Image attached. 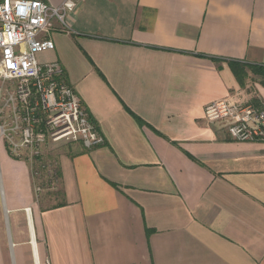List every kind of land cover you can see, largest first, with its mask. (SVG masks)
Returning a JSON list of instances; mask_svg holds the SVG:
<instances>
[{"label": "crops", "instance_id": "0c3cea01", "mask_svg": "<svg viewBox=\"0 0 264 264\" xmlns=\"http://www.w3.org/2000/svg\"><path fill=\"white\" fill-rule=\"evenodd\" d=\"M66 21L38 60L105 143L61 157L54 207L0 134V264H264V141L204 118L258 98L200 55L264 65V0H84Z\"/></svg>", "mask_w": 264, "mask_h": 264}, {"label": "built area", "instance_id": "2783aa9c", "mask_svg": "<svg viewBox=\"0 0 264 264\" xmlns=\"http://www.w3.org/2000/svg\"><path fill=\"white\" fill-rule=\"evenodd\" d=\"M78 1L84 0H65L61 5L0 1V134L12 153L29 162L41 157L48 141L75 142L86 148L105 143L61 63L38 60V53L55 48L48 34L57 24L71 30L66 17ZM8 108L14 123L10 128L3 122ZM204 118L219 123L232 140L264 141V100L212 101L204 107ZM11 132L19 133L17 140Z\"/></svg>", "mask_w": 264, "mask_h": 264}, {"label": "rangeland", "instance_id": "374dc122", "mask_svg": "<svg viewBox=\"0 0 264 264\" xmlns=\"http://www.w3.org/2000/svg\"><path fill=\"white\" fill-rule=\"evenodd\" d=\"M260 79L259 76L250 74L245 89L250 92L251 96L264 100V87L261 85ZM3 115V122H5L9 128L12 127L14 123L12 122L13 117L10 109H6ZM11 133L13 139L17 140L19 133ZM80 147L81 144H76L75 142L48 141L41 149L42 158L30 162L32 171H34L33 177L37 199L44 205L54 206L62 201L61 191L63 190V186L60 180L56 178L55 171L59 167V161L63 155L68 152L80 151Z\"/></svg>", "mask_w": 264, "mask_h": 264}, {"label": "trees", "instance_id": "16d2710c", "mask_svg": "<svg viewBox=\"0 0 264 264\" xmlns=\"http://www.w3.org/2000/svg\"><path fill=\"white\" fill-rule=\"evenodd\" d=\"M201 56H207L210 57L213 61H215L216 63H218V67H221V63L223 61L227 62V64L229 65L230 69L232 70L234 76L236 77L239 85L242 88H245L247 85V80L250 77V74H254L256 76H259L260 79V83L261 85L264 87V65L262 64H252V63H246L244 61H240L237 59H224L222 57H216V56H208V55H204V54H200ZM256 103H259V100L255 99L254 100ZM136 119L138 120V122L140 124H143V120L138 117L135 116ZM42 157H38L36 158V160H40ZM56 173V178L58 180H60L61 178V171L59 169V167L56 169L55 171ZM32 174H34V171H32ZM55 179V178H54ZM64 189L61 191V196L62 198H64ZM63 201H61L60 203L54 205V207H59L62 205L66 204V201L64 199H62Z\"/></svg>", "mask_w": 264, "mask_h": 264}]
</instances>
